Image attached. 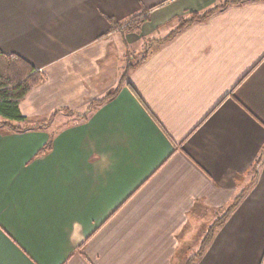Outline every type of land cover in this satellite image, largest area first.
I'll use <instances>...</instances> for the list:
<instances>
[{"label": "crops", "instance_id": "crops-1", "mask_svg": "<svg viewBox=\"0 0 264 264\" xmlns=\"http://www.w3.org/2000/svg\"><path fill=\"white\" fill-rule=\"evenodd\" d=\"M0 51L43 77L0 129V264H264V0H0Z\"/></svg>", "mask_w": 264, "mask_h": 264}, {"label": "trees", "instance_id": "trees-1", "mask_svg": "<svg viewBox=\"0 0 264 264\" xmlns=\"http://www.w3.org/2000/svg\"><path fill=\"white\" fill-rule=\"evenodd\" d=\"M247 0H238V2H243ZM222 7H214L202 15L196 13H190L188 17L184 20H179L178 25L174 30H172L164 40L156 41L152 40L155 43H164L173 37L177 32L182 30L185 26L195 22L205 19L207 16L212 14L217 9ZM147 21L146 17L134 16L129 19L128 24L124 26H115L114 30H121L123 33H134L139 34L140 28L143 23ZM145 59V56L142 57L137 64L131 66L134 68L140 64ZM126 72L120 77V81H123L126 77ZM43 81L42 75L37 72L29 63H27L22 58L14 54H4L0 51V129H7L9 131H22L26 129L38 128L39 125L28 126L27 128L22 127L21 125L26 122V119L20 114L18 106L21 102L25 100L28 94L37 87ZM116 91L107 94L103 99L96 101L95 104L101 103L107 99H110L115 95ZM93 105V104H91ZM68 115H73V112H67ZM78 117H84V114L77 115ZM262 153L258 155V158L255 164L252 166L255 170L262 158ZM243 194V193H242ZM236 197L233 202L225 210L224 215L217 219L210 227L209 231L205 237V242L202 245L205 247L207 241H209L215 231L220 225L223 224L227 216L231 211L237 206L238 202L242 198V195ZM202 252V250H200Z\"/></svg>", "mask_w": 264, "mask_h": 264}, {"label": "rangeland", "instance_id": "rangeland-1", "mask_svg": "<svg viewBox=\"0 0 264 264\" xmlns=\"http://www.w3.org/2000/svg\"><path fill=\"white\" fill-rule=\"evenodd\" d=\"M228 1H230V0H228ZM199 15V14H198ZM188 17V15H186L185 17H182V18H179L178 20H177V24H178V22H179V20H184V19H186ZM131 19V18H130ZM171 29H173V28H171ZM121 31V30H120ZM168 33V32H167ZM124 34H130V33H126V32H124ZM132 34H134V33H132ZM137 36H139V34H136ZM165 36V34H162V37H164ZM153 39H149V40H143L142 41V44L141 43H139V44H141L142 45V47L141 48H139V44H134L132 47H131V50H130V52H129V54H130V56L131 55H133V59H131L130 60V62L131 63H133V62H135V61H138L142 56H144V55H146L152 48H153V45H154V43L155 42H153L152 41ZM76 115H81V114H77V113H75ZM216 221V220H215ZM209 231V229L207 230V232ZM207 235V234H206ZM205 235V236H206ZM198 236V235H197ZM197 236H195V235H193V239H194V241L198 238ZM199 243H195L191 248V250L190 251H188L189 253V255L192 253V254H195L196 253V251L194 250V249H196V247H199V245H198ZM194 250V251H193Z\"/></svg>", "mask_w": 264, "mask_h": 264}]
</instances>
